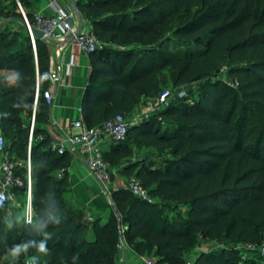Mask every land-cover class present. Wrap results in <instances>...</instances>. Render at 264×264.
I'll list each match as a JSON object with an SVG mask.
<instances>
[{"label":"trees","instance_id":"16d2710c","mask_svg":"<svg viewBox=\"0 0 264 264\" xmlns=\"http://www.w3.org/2000/svg\"><path fill=\"white\" fill-rule=\"evenodd\" d=\"M76 5L102 43L91 54L82 103L89 127L126 117L142 99L157 97L166 69L177 88L204 80L197 98L175 99L162 110L165 130L147 118L130 127L125 143L104 150L111 167L128 163L123 174L140 181L152 197L185 207L187 216L172 221L157 204L128 189L112 195L106 226L90 228L69 213L64 194L71 154L54 150L47 130L48 43L35 38V53L19 21L21 6L34 25L29 0H0L2 131L6 150L21 164L15 172L25 182L31 162L36 211L34 222L26 224L18 209L0 206V264H28L30 257L35 264H115L122 226L127 242L137 241L139 252L154 257V264H190L193 254V264H259L261 258L242 261L239 251L196 250L202 241L264 243V0H76ZM223 64L236 87L216 78ZM131 144L171 157L159 167L145 160L131 163ZM49 214L59 222L43 229L50 234L48 251L31 248L13 259V246L44 238L38 226Z\"/></svg>","mask_w":264,"mask_h":264},{"label":"built area","instance_id":"2783aa9c","mask_svg":"<svg viewBox=\"0 0 264 264\" xmlns=\"http://www.w3.org/2000/svg\"><path fill=\"white\" fill-rule=\"evenodd\" d=\"M50 8L52 15L34 14V25L32 26L20 6L22 15L27 19L28 31L34 27L45 34L47 40L60 42L61 40H73L87 55H91L102 48V43L93 30L92 23L83 19L79 22V12L69 0H51ZM30 33V31H29ZM33 49L36 53L35 37L31 35ZM71 62L70 65H72ZM50 80L52 83H58L59 75L56 70H51ZM48 103H51L53 95L47 90L44 94ZM187 95L180 91L174 95L171 91L161 92L155 98H147V110L156 111L159 108H167L175 99H184ZM38 98V93L36 99ZM81 112V110H80ZM34 126V119L31 125V135ZM132 126L123 115H117L105 122L101 127H89L83 118L76 119L72 122L71 131L53 145V148L59 154H64L68 150L78 151L85 160L86 166L90 173L99 181L106 184L110 181L113 174L112 167L104 159L103 146L106 144L118 145L125 143L128 139L129 129ZM3 121L0 114V156L5 159L0 163V206L10 205L22 209V218L26 224H32L35 220L36 211L33 204L32 194V169L31 162L27 164V177L25 180L15 172L19 163L11 160L9 152L6 150V139L3 135ZM24 189L26 202L22 204L18 201L16 192ZM136 198L148 203H155L150 191L146 189L140 181L133 178L129 181L127 188ZM90 221L92 218H89ZM127 227L122 226L120 229L119 247L124 245V235ZM246 249L242 250V261L258 255L264 259V243L247 244ZM251 254V255H249ZM148 264H154L149 261Z\"/></svg>","mask_w":264,"mask_h":264},{"label":"crops","instance_id":"0c3cea01","mask_svg":"<svg viewBox=\"0 0 264 264\" xmlns=\"http://www.w3.org/2000/svg\"><path fill=\"white\" fill-rule=\"evenodd\" d=\"M69 1L72 4V1ZM29 2L30 12L33 14L41 13L43 15H52L53 12L50 8L51 0H29ZM76 9L79 12V22H81L84 17L77 7ZM3 25L4 22L0 18L1 31ZM12 26L15 27L18 25ZM16 31H20V29L17 30L16 28ZM47 43L50 53V72L51 70H56L59 75V81L56 84L51 82L49 76L48 88V90L52 92L53 98L50 103V121L47 125V130L53 138L54 145L63 135L71 131L72 122L74 120L79 118L85 120L86 110L83 109L82 103L92 73V55H87L82 52L73 40L67 39L61 40L60 42L47 40ZM71 62H73L72 65H70ZM2 74L7 73L2 72ZM8 74L12 75L13 73L8 72ZM138 123L140 122L134 124ZM109 146L110 144H106L103 146V149L106 150ZM139 147L145 149L149 148L135 145L133 152L134 150H138L137 148ZM67 152H70L72 158L67 170L69 187L64 194L69 213L76 219L84 218L90 228L93 223H98V225L102 227L106 226L109 222L112 210L114 209L112 195L118 190L127 189L129 181L134 178L122 173V169L128 165V163L119 167H112L113 174L110 181L104 184L99 182L90 173L84 158L78 151L68 150ZM10 157L11 160L20 164L19 161L15 160L14 155H10ZM4 159V156H0V163L3 162ZM131 160V163H137L145 160V158L134 152ZM20 194L19 191L16 192L17 199L24 204L26 202V194L25 192L22 193L23 196ZM22 197L24 198L23 201H21ZM10 208L22 211V209L18 207L10 206ZM89 218H92V220L90 221ZM93 237L94 234L91 232L89 238L93 239ZM203 244L205 243L203 242ZM213 247L214 246L211 244H209V246L207 244L203 248H198L196 253L215 250ZM118 249L119 251L115 257V264H148L149 261L154 263V257L141 254L137 247V241L129 243L125 235L124 245L123 247H118ZM194 260L195 254L190 256L189 263L193 264Z\"/></svg>","mask_w":264,"mask_h":264},{"label":"rangeland","instance_id":"374dc122","mask_svg":"<svg viewBox=\"0 0 264 264\" xmlns=\"http://www.w3.org/2000/svg\"><path fill=\"white\" fill-rule=\"evenodd\" d=\"M18 29L19 26H15ZM12 27V29L14 31H16V28ZM173 39H175L173 37ZM170 47H176L174 44H171ZM216 78L218 80H221L223 83L227 84L228 86L231 87H236V83L235 80L233 79V77L230 76L229 74V67L225 64H223L222 68L220 69V71L217 73ZM203 85H204V80H200V81H194L191 82L190 84L183 86V87H175L173 80L171 78V72L169 69H166L164 71V82H163V86H162V91H171L174 95H176L177 93H179L180 91H184L186 93V95L188 97H196L198 96V94H200V92L203 89ZM178 99V98H177ZM147 99H142L140 101V103L138 104V106L129 114L126 115V119L130 124H134L137 122H142L144 120H146L147 118H154L155 122L158 123L161 127L162 130H165L168 127L167 119L161 115L162 110H164V108H159L156 111L153 112H149L147 110ZM184 103V102H183ZM241 111V108H239L237 110V113L239 114ZM88 114V110L86 109L85 115ZM135 145H131V148L134 149ZM138 150H134L135 153H137V155H140L142 157L145 158L147 163L150 164H154L155 166L159 167V166H163L164 162L167 161L171 156L168 152H158L153 148H137ZM155 204L158 205V209L160 212L163 213V215L167 218H169L172 221L175 222H179L181 220H184V218H186L187 216V209L183 206H177L175 203L173 202H169V201H163V200H159L154 198ZM24 198L22 197L21 201H23ZM15 210V209H14ZM18 213H22L21 210H17ZM9 215H12L11 213H9ZM19 217V216H18ZM20 218V217H19ZM205 244H203V241L200 243L199 248H203L205 245H207V242H204ZM212 246H214V248H218V249H228L230 251H236V252H242V250L246 249V245L245 243H240V244H226L223 240L221 241H216L215 243L211 244ZM209 246V244H208ZM211 248V247H210ZM10 255V254H9ZM242 255V254H241ZM251 255V254H249ZM252 257L255 258H261L259 259V264H264V259L262 257H258L257 255H253ZM188 257V261H189Z\"/></svg>","mask_w":264,"mask_h":264},{"label":"clouds","instance_id":"9594fccd","mask_svg":"<svg viewBox=\"0 0 264 264\" xmlns=\"http://www.w3.org/2000/svg\"><path fill=\"white\" fill-rule=\"evenodd\" d=\"M59 221L56 219L55 216L49 214L47 218L38 226L40 229V232L43 233V239H40L39 241L36 240H29L27 242H23L21 244H17L10 249V255L13 257V259L18 260L20 255L22 253L28 252L29 249L35 248L38 252L46 253L48 251L47 249V240L50 238V234L43 232V229L48 226L49 223L57 224ZM11 227V225H9ZM36 257H30L28 264H35Z\"/></svg>","mask_w":264,"mask_h":264},{"label":"water","instance_id":"95a60500","mask_svg":"<svg viewBox=\"0 0 264 264\" xmlns=\"http://www.w3.org/2000/svg\"><path fill=\"white\" fill-rule=\"evenodd\" d=\"M71 1H72L73 6L76 8L77 7L76 1L75 0H71ZM19 21L28 29V22H27V19L24 16ZM1 28H0V32H1ZM29 31H30V34L33 35L36 38L46 39L45 34L42 31H40V30H38V29H36L34 27H31L29 29Z\"/></svg>","mask_w":264,"mask_h":264}]
</instances>
